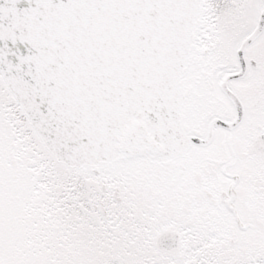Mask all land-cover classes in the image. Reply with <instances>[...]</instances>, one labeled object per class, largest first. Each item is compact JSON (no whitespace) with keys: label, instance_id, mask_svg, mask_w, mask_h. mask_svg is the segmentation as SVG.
I'll return each mask as SVG.
<instances>
[{"label":"snow or ice","instance_id":"obj_1","mask_svg":"<svg viewBox=\"0 0 264 264\" xmlns=\"http://www.w3.org/2000/svg\"><path fill=\"white\" fill-rule=\"evenodd\" d=\"M0 264H264V0H0Z\"/></svg>","mask_w":264,"mask_h":264}]
</instances>
